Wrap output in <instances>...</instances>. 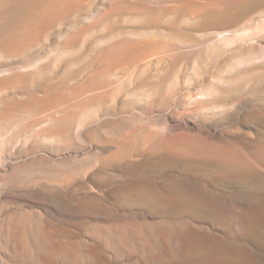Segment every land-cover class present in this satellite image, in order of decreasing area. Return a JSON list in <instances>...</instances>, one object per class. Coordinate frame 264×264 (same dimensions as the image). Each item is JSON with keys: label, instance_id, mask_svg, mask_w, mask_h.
Masks as SVG:
<instances>
[{"label": "rangeland", "instance_id": "obj_1", "mask_svg": "<svg viewBox=\"0 0 264 264\" xmlns=\"http://www.w3.org/2000/svg\"><path fill=\"white\" fill-rule=\"evenodd\" d=\"M23 1L0 0V264L209 262L133 235L161 224L264 264V0H76L3 48Z\"/></svg>", "mask_w": 264, "mask_h": 264}, {"label": "bare ground", "instance_id": "obj_2", "mask_svg": "<svg viewBox=\"0 0 264 264\" xmlns=\"http://www.w3.org/2000/svg\"><path fill=\"white\" fill-rule=\"evenodd\" d=\"M75 1L76 0H24L20 4V6H18L14 10L13 14H11L8 17V27L10 29H9V32L6 34L7 36L6 37L4 36L5 38L3 40V48L5 46L6 49H16L20 44L22 46V43H24L26 41L33 40V38H35V41H36V38H38L40 33L42 34V30L44 31V28L47 27V24L50 21L52 22V20L54 21V18L60 12H63L65 9H68L69 6L72 3H74ZM223 1H227V0H223ZM220 3H221V1L216 2V4H214V5L220 6L224 2H222L221 4ZM211 5H210V7H211ZM216 6H213V7H216ZM51 22L49 24H51ZM1 35H4V34H1ZM2 39H3V37H2ZM39 39H41V38H39ZM0 41H1V39H0ZM1 44H0V46H1ZM1 50H2V48H1ZM3 50H5V49H3ZM6 51H10V50H6ZM137 52H138V50L132 49V51H131V49H130L129 52L127 50L125 52V54L123 52L122 53L126 57L128 56V58H129V56H132L133 54H136ZM122 59H124V58H122ZM232 166L233 165H231V167ZM248 218L253 223H257V222L258 223H260V222L264 223V211L253 210L251 212V215H248ZM250 221H248V222L250 223ZM244 223H246V222L244 221ZM261 225H263V224H261ZM249 227H250V225H249ZM134 231H136V232L133 233V235L136 236L137 241H139V242L140 241H142V242H150L151 241L152 244L158 246L160 249H162L166 252L170 249L171 246L176 247V248L179 247L181 250L182 249L186 250L188 253H189V250H191V251L195 250L196 251V249L201 248V249L207 250V252L209 251V254L211 256L209 259V262L208 263L204 262L203 264H231L232 263L231 259L229 261H225L226 258H223V259L221 258L222 259L221 260V259H219L220 257L219 258L216 257L219 260L217 262H214V260H213L214 255L213 254H215L217 252L220 253V249H221V248L219 249L218 247H216L215 246L216 244L212 242V240L215 238L208 235V234H205L203 232L194 231L186 225H173V226L169 225V227H164L161 224V226H155L153 228L139 227ZM124 232L125 231L118 233L119 234L118 237L121 238V241H122V237L125 234H127L126 232L125 233ZM135 236H133V237H135ZM43 247L45 250L47 249V250L51 251V248L45 247L44 244H43ZM131 248H132V246H131ZM222 251H224V250H222ZM162 254H165V253H162ZM67 258H71V256L67 255ZM39 259H40V264H45V261L42 260L41 256L39 257ZM155 260H157L159 262L163 261L162 255H156ZM106 261H108V260H106ZM215 261H216V259H215ZM191 264H193V263H191ZM195 264H200V263H195Z\"/></svg>", "mask_w": 264, "mask_h": 264}, {"label": "water", "instance_id": "obj_3", "mask_svg": "<svg viewBox=\"0 0 264 264\" xmlns=\"http://www.w3.org/2000/svg\"><path fill=\"white\" fill-rule=\"evenodd\" d=\"M260 223H261V222H260ZM262 223H263V222H262ZM257 224H258V223H257ZM203 233H205V234H208V235H209V233H207V232H204V231H203Z\"/></svg>", "mask_w": 264, "mask_h": 264}]
</instances>
